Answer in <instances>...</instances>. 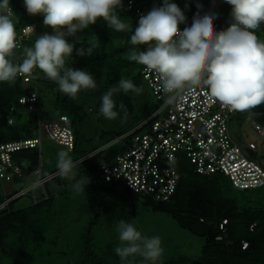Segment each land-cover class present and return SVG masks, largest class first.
Instances as JSON below:
<instances>
[{"label":"trees","instance_id":"16d2710c","mask_svg":"<svg viewBox=\"0 0 264 264\" xmlns=\"http://www.w3.org/2000/svg\"><path fill=\"white\" fill-rule=\"evenodd\" d=\"M126 1L122 0L123 9L117 8L116 12L123 22L131 26L129 29L115 31L107 21L100 18L88 29L78 32L75 37L67 38L74 47L71 55L66 58L65 66L87 70L97 83L95 90H81L75 99H71L60 92L58 85L47 79L39 69L35 72L32 85L24 86L18 77L14 83L0 82V144L36 135L37 120L40 119L37 114L40 100L37 84H45L54 90L57 115H67L70 118L74 133V146L71 150L46 137L53 145H49V149L56 157H58L61 148L66 149L70 157L77 163L80 176L99 180L104 184L103 188L108 193L123 187L131 205H135L137 199L142 195L133 193L122 185L106 183L98 173V164L101 161L110 162L115 154L124 148V144L121 142L122 145L115 149L112 144L115 138L143 122L155 111L159 103L140 73L141 65L128 59V53L133 47L129 43L130 36L139 21L132 11L124 8ZM149 2L153 6L162 4V0H149ZM169 2L177 4L184 12L187 20L186 23L180 25L182 28L191 26L193 17L198 11L201 15L210 11L218 15L219 18L214 24L217 32L225 30L231 22V6L224 3L223 0H216L215 5L213 0H169ZM10 3L15 13L16 32L25 24L35 25L36 21L44 19L42 14L28 17L24 0L22 2L10 0ZM197 5H201L202 8H198ZM42 32L51 34V28L46 27ZM33 33L26 41V47H31L30 44L35 42L36 37L33 36ZM256 34L259 39L264 40V25L256 30ZM95 37L97 39L96 47L89 51L91 45L88 40ZM142 48L146 49V46H137V50ZM17 54L14 49L13 62ZM121 78L131 80L137 87L142 88L140 94L131 90L125 93L121 90L113 96L117 111H120L121 103L126 106V121L121 122L124 113L120 111V116L113 119L115 123L113 130L108 132L99 129L95 132H84L78 124L88 120L86 119L87 115L92 113L90 109L99 113L103 94L115 87ZM33 88L38 94V100L35 103L37 111H32L35 113L32 120L23 123L20 118L27 108L19 105L18 99L22 95L29 94ZM11 107H14V111H11ZM252 109L264 112V104ZM14 115L18 117H14ZM98 115L100 119L102 115L100 113ZM9 118L12 119L10 124L8 123ZM263 118L259 117L260 120ZM84 119L86 120L84 121ZM42 144L41 139L40 147L24 148L12 153L14 160L18 163L25 162L26 165L22 167L24 173L21 177L14 176L9 181H19L26 186L28 184L27 177L33 175L31 172L35 169L40 168L42 176L58 172L57 162L50 170L45 171L42 168ZM93 151L95 152L91 156L86 157ZM178 168L185 174L179 180L174 194L167 201L156 202L150 197L142 196L145 199L142 203L152 211L168 215L181 228L203 239L200 254L194 259H185L183 264H264V186L255 190H237L223 175L206 176L194 172L189 162L180 164ZM9 181L0 180V249L3 251L7 246H11L19 254L26 255L30 262L32 248L39 240L32 236L34 235L32 232H35L36 226L45 231L48 225L47 223L40 225L37 222L39 219L44 220L45 214L40 215L41 211L36 210V207L48 203L56 193V188L68 181L57 173L43 185L49 195L47 199L34 203L28 193L26 195L31 201L21 206H17L16 203L25 195L3 205L7 199L23 189L22 187L18 191H7L4 185ZM97 217L89 222L87 241L91 239V225L97 221ZM222 219L227 220L226 231L223 238L218 240L216 236L221 231L214 227V223ZM34 227L35 229L32 230ZM243 241L248 243L247 248H242ZM178 261L174 260L170 264H179Z\"/></svg>","mask_w":264,"mask_h":264},{"label":"clouds","instance_id":"9594fccd","mask_svg":"<svg viewBox=\"0 0 264 264\" xmlns=\"http://www.w3.org/2000/svg\"><path fill=\"white\" fill-rule=\"evenodd\" d=\"M223 2L231 6V22L219 32L214 27L219 17L211 11L203 15L198 11L191 26L181 30L179 26L187 18L169 0H163L162 7H153L140 16L130 36L133 47L128 59L158 74L164 106L179 102L185 91L197 87H206L212 97L232 111L242 112L264 104V40L256 34L264 25V0ZM24 6L31 16L43 15V24L51 28V34H40L34 46L23 48L21 62L14 63V49L18 47L15 13L10 0H0V82L14 83L18 76L35 78L34 73L39 69L71 99L81 90H95L97 83L87 70L65 66L74 47L67 38L75 37L100 18L115 31L129 29L131 26L116 12L117 8L123 9L122 0H24ZM96 40V37L88 40L89 51L96 47ZM141 45L146 46V51L137 50ZM121 90L142 92L131 80L121 78L103 94L99 113L113 120L122 111L123 123L127 119L126 106L121 103L117 111L113 99ZM56 167L61 178L75 181L71 185L74 192H84L89 178L77 179V163L67 151L58 153ZM32 187H41L40 182L35 181ZM117 231L120 246L114 251L121 261L139 255L145 262L157 264L163 254L158 236H142L133 224L124 220L119 221Z\"/></svg>","mask_w":264,"mask_h":264},{"label":"built area","instance_id":"2783aa9c","mask_svg":"<svg viewBox=\"0 0 264 264\" xmlns=\"http://www.w3.org/2000/svg\"><path fill=\"white\" fill-rule=\"evenodd\" d=\"M162 6L163 0L162 4L152 7L149 0H127L124 8L132 11L139 21L140 16L146 15L153 7ZM179 27L183 30L181 26ZM34 30L35 25L31 23L17 30L18 54L14 63L21 62L23 48L26 47V41ZM139 50L146 51L143 48ZM140 73L159 105L143 122L115 138L124 142V148L115 154L110 162L101 161L98 164V173L106 183L122 185L133 193L150 197L156 202L167 201L174 194L179 180L185 174L179 171L178 166L189 162L194 172L206 176L223 175L237 190H255L264 186V165L252 156L258 152L257 142L248 141L243 146L233 137L231 131L235 116L247 113L259 118L264 116V112L253 109L242 112L232 111L212 97L206 87L187 90L183 93L182 100L164 106L162 99L164 93L160 90L161 82L158 74L155 71H146L143 65ZM18 78L24 86L32 85L34 81L32 77L18 76ZM37 100L38 94L33 88L29 94L19 97L18 104L25 106L27 111H37L35 106ZM11 111H14V107H11ZM8 123H12L11 118L8 119ZM254 127L260 140L264 139V124H255ZM35 133L36 135L29 138L0 144V180L9 181L14 176L23 175L22 167L26 164L14 160L12 153L24 148L40 147L42 133L68 150L74 146L72 124L67 115L61 114L45 120L38 119ZM34 173L42 187L39 194L31 188L34 182L31 186L28 183L3 205L28 193L34 203L49 197L43 185L58 172L42 176L38 168L31 172ZM28 179L29 176L27 182ZM226 224V219L214 223V227L221 231L216 239L223 238ZM247 247L248 243L243 241L242 248Z\"/></svg>","mask_w":264,"mask_h":264},{"label":"rangeland","instance_id":"374dc122","mask_svg":"<svg viewBox=\"0 0 264 264\" xmlns=\"http://www.w3.org/2000/svg\"><path fill=\"white\" fill-rule=\"evenodd\" d=\"M35 26L33 36L37 39L46 26L43 20L36 21ZM34 43L30 44L31 47ZM37 89L40 93L37 112L40 119L45 120L58 116L54 102V90L45 84H37ZM91 111L92 113L87 115L88 120L78 124L84 132H95L99 129L109 132L114 129V120H108L103 116L99 119V113L94 109ZM34 116V112L24 111L20 119L24 123L32 120ZM14 117L18 116L14 115ZM255 124H264V118L260 120L258 117L242 113L241 116L234 117L231 131L233 137L243 146L248 141L257 142L258 152L252 156L264 165V139L260 140L254 127ZM42 143L41 166L46 171L54 166L58 157L49 149V145H53L49 143L44 133H42ZM112 144L115 149L122 145L121 141L117 140ZM61 150L67 151L64 148ZM80 177L82 176L78 174L77 179ZM35 181H37V175L34 173L29 177L28 183L31 186ZM67 181L56 188V193L48 203L36 207V210L41 211L40 215L45 214L44 220L39 219L37 222L40 225L44 223L48 225L45 231L39 226H36V229L32 228V230L35 229L32 236L39 240L32 248L30 262L26 255H21L11 246H7L6 250L0 249V264H150L139 255L121 261L115 253L114 249L120 246L117 231L120 220L133 224L142 236L148 238L158 236L161 239L163 254L157 264L165 262L170 264L174 260H179L178 263L183 264L185 259H194L200 254L203 239L181 228L168 215L152 211L143 205L142 202L145 199L142 196L144 195L137 199L135 205H131L123 187L108 193L103 188V183L89 178V183L84 186V192L77 194L71 187L75 181L69 179ZM4 186L7 191H18L24 188L25 184L14 180L5 183ZM41 189L42 187L35 189L36 193L39 194ZM30 201L29 196L25 195L16 204L17 206L26 205ZM96 212H101V215L97 217V221L92 223L91 239L87 241V227Z\"/></svg>","mask_w":264,"mask_h":264},{"label":"crops","instance_id":"0c3cea01","mask_svg":"<svg viewBox=\"0 0 264 264\" xmlns=\"http://www.w3.org/2000/svg\"><path fill=\"white\" fill-rule=\"evenodd\" d=\"M101 215V212L100 213H96V215L93 217L92 220H94L97 216Z\"/></svg>","mask_w":264,"mask_h":264}]
</instances>
